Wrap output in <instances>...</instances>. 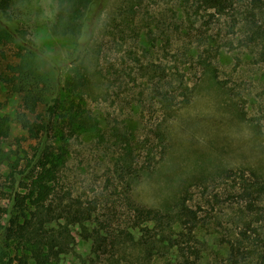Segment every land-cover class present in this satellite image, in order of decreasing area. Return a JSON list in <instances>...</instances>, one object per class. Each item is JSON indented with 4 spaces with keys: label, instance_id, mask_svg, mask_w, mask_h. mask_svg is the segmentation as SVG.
<instances>
[{
    "label": "rangeland",
    "instance_id": "rangeland-1",
    "mask_svg": "<svg viewBox=\"0 0 264 264\" xmlns=\"http://www.w3.org/2000/svg\"><path fill=\"white\" fill-rule=\"evenodd\" d=\"M0 8L62 62L64 80L85 76L84 101L101 125L69 137L52 195L29 209L27 236L51 250V264H264V218L232 199L242 172L264 179V0H101L76 63L81 39L54 28L58 0ZM19 52L0 41V115L10 127L0 139V225L14 167L24 169L42 139L18 120L23 95L5 80ZM151 148L163 157L146 170ZM131 165L141 175L126 172ZM134 205L169 214L171 226L139 223Z\"/></svg>",
    "mask_w": 264,
    "mask_h": 264
},
{
    "label": "trees",
    "instance_id": "trees-1",
    "mask_svg": "<svg viewBox=\"0 0 264 264\" xmlns=\"http://www.w3.org/2000/svg\"><path fill=\"white\" fill-rule=\"evenodd\" d=\"M100 1L58 0L57 22L54 26L56 33L72 34L81 39L71 63L82 60L86 54L88 41L93 35L96 6ZM222 5L219 1L221 8ZM2 6L6 7L4 4ZM4 11V8H0V41L14 42L20 47V61L9 65L10 71L5 80L15 92L23 95V111L20 112L18 120L34 137L42 139L34 154L27 157L26 167L20 169L16 164L11 174L10 202L1 209L5 222L0 225V264H32L31 259L34 264H51V250L43 242L31 241L27 236L32 223L29 209L31 206L43 207L52 195L58 174L67 160L66 146L69 144V137L100 131L101 125L84 101L82 87L85 76H68L64 80L62 62L40 52L33 42L19 34V29L12 27L3 17ZM258 35H262L261 31L254 30L252 39H256ZM39 57L48 58L53 65L54 74L42 68ZM8 121L7 117L0 115V139L9 136ZM52 134L59 137L57 142L60 144L57 146L49 144ZM142 143L139 142L140 150L148 146L146 142ZM164 143L162 139V145ZM161 147L164 154L165 146ZM148 150L144 169L151 170L163 155L158 158L156 153L153 154L152 148ZM125 171L136 176L141 175V169L133 168L132 165L127 166ZM234 172L228 171L230 175L236 176L237 173ZM240 182V192L232 199L243 201L248 212L256 214L258 220L263 219L264 179L256 172H251V176L242 172ZM134 209L141 221L139 223L151 221L161 228L165 223L168 227L171 226L169 214L140 205H134ZM16 242L22 243L25 249L14 253L13 246ZM198 252L197 249L193 250L195 254Z\"/></svg>",
    "mask_w": 264,
    "mask_h": 264
}]
</instances>
